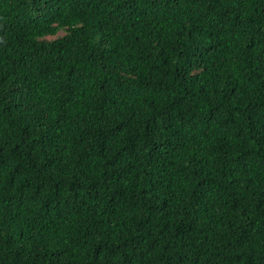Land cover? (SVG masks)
Returning <instances> with one entry per match:
<instances>
[{"label":"trees","instance_id":"1","mask_svg":"<svg viewBox=\"0 0 264 264\" xmlns=\"http://www.w3.org/2000/svg\"><path fill=\"white\" fill-rule=\"evenodd\" d=\"M0 264H264V0H0Z\"/></svg>","mask_w":264,"mask_h":264},{"label":"rangeland","instance_id":"2","mask_svg":"<svg viewBox=\"0 0 264 264\" xmlns=\"http://www.w3.org/2000/svg\"><path fill=\"white\" fill-rule=\"evenodd\" d=\"M59 33H62L61 31Z\"/></svg>","mask_w":264,"mask_h":264}]
</instances>
